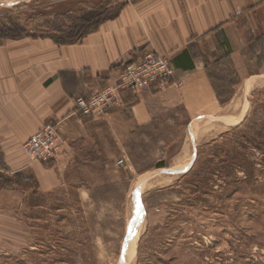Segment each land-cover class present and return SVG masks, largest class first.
<instances>
[{"label":"rangeland","instance_id":"rangeland-1","mask_svg":"<svg viewBox=\"0 0 264 264\" xmlns=\"http://www.w3.org/2000/svg\"><path fill=\"white\" fill-rule=\"evenodd\" d=\"M136 1L0 0V31L80 34L84 19L91 28ZM254 81L246 97L232 74L211 81L220 109L207 103L189 128L185 114L127 134L108 125L101 155L68 166L54 191L4 169L0 151V264H264V78Z\"/></svg>","mask_w":264,"mask_h":264},{"label":"crops","instance_id":"crops-1","mask_svg":"<svg viewBox=\"0 0 264 264\" xmlns=\"http://www.w3.org/2000/svg\"><path fill=\"white\" fill-rule=\"evenodd\" d=\"M150 51L170 61L171 87L154 93L124 91L121 106L104 118L81 116L76 98L101 91L124 65ZM231 74L243 82L264 78V0H138L73 45L44 37L3 41L4 169L29 170L39 192L54 191L68 166L87 161L96 150L101 155L102 147L94 144L108 125L127 134L145 125L179 123L185 114L189 128L207 103L220 109L211 81L230 80ZM46 124L58 126L64 143L51 164H28L22 145Z\"/></svg>","mask_w":264,"mask_h":264},{"label":"built area","instance_id":"built-area-1","mask_svg":"<svg viewBox=\"0 0 264 264\" xmlns=\"http://www.w3.org/2000/svg\"><path fill=\"white\" fill-rule=\"evenodd\" d=\"M173 79L174 68L170 61L158 52L150 51L138 61L124 65L112 83L101 91L89 98H76L75 106L83 118L100 120L109 109L121 106L122 92L137 94L164 91L173 85ZM63 143L58 126L46 124L22 145V150L31 162L50 163L55 160Z\"/></svg>","mask_w":264,"mask_h":264},{"label":"trees","instance_id":"trees-1","mask_svg":"<svg viewBox=\"0 0 264 264\" xmlns=\"http://www.w3.org/2000/svg\"><path fill=\"white\" fill-rule=\"evenodd\" d=\"M118 14H116L115 16H113L112 18H109V19H113V18L117 17ZM109 19H106V20H109ZM106 20H104V21H106ZM83 21H84L83 22L84 26L88 22H91L88 19H84ZM104 21H100V22L96 23L91 28L83 26L81 28L83 32H81L80 34H69V35H66L65 33L59 32L60 34H62L61 37L51 36V35L42 36V37L50 38L56 44H59V45H73V44L81 42L87 35L95 32ZM23 38H39V37L25 35L24 29L18 23H13L12 24V29L5 30V32L4 31H0V43L3 42V41H6V40H20V39H23ZM160 164L162 165V163H160Z\"/></svg>","mask_w":264,"mask_h":264},{"label":"bare ground","instance_id":"bare-ground-1","mask_svg":"<svg viewBox=\"0 0 264 264\" xmlns=\"http://www.w3.org/2000/svg\"><path fill=\"white\" fill-rule=\"evenodd\" d=\"M254 82H255L254 79L253 80L250 79V80H247L245 82V85L242 88L245 97L248 96L249 91L251 90V86L254 84ZM141 209H142L141 204L138 202L137 205L135 206V209H134V215H133V218H132V222L138 221L137 219L140 218ZM134 235H136V234L133 233V235H129V237H132Z\"/></svg>","mask_w":264,"mask_h":264}]
</instances>
